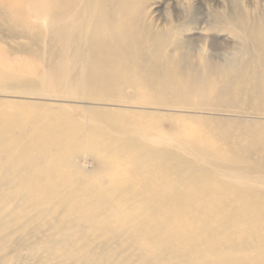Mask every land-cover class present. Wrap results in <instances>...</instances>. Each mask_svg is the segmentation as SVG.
Masks as SVG:
<instances>
[{"label":"bare ground","instance_id":"1","mask_svg":"<svg viewBox=\"0 0 264 264\" xmlns=\"http://www.w3.org/2000/svg\"><path fill=\"white\" fill-rule=\"evenodd\" d=\"M51 1L57 62L77 69L74 90L116 108L71 106L80 116L74 120L45 107L23 113L21 103L0 100V141L20 138L17 151L4 150L0 162L21 153L15 162L24 166L0 187V204L9 202L2 212L10 206V217L21 213L36 226L44 220L52 237L45 252L55 264H264V5ZM6 2L12 0H0ZM218 29L242 46L223 63L215 51L230 48L217 45ZM203 32L206 41L193 39ZM199 43L209 54L192 62L188 52ZM32 69L0 59V93L43 95L34 87L45 82ZM132 100L140 109L117 108ZM152 107L159 112L146 110ZM25 116L32 121L17 138L9 124ZM81 150L96 151L101 166L113 155L130 157L128 169L155 182L141 189L156 192L120 198L113 191L132 183L118 184L115 176L105 190L75 185L81 170L72 159Z\"/></svg>","mask_w":264,"mask_h":264},{"label":"rangeland","instance_id":"2","mask_svg":"<svg viewBox=\"0 0 264 264\" xmlns=\"http://www.w3.org/2000/svg\"><path fill=\"white\" fill-rule=\"evenodd\" d=\"M239 2L242 5V8L245 10H248V8L251 10V8L254 6L264 5V0H239ZM21 3H27L26 7L23 8ZM51 3H52L51 0H25V2L20 1L18 3L12 0L11 3L6 2L0 4V59H5L6 61H11L15 63H23L25 65H32L33 66L32 70H37V72H35L36 80L45 82V83H41V85L43 86L39 85L36 82L34 87L36 88L37 91L43 92L44 93L43 95H29V94L26 95L25 93L28 92H26V90L23 89L24 95L13 94V93H9V94L0 93V100L4 102L16 101L21 103L20 111L23 113L41 114L39 110H42L43 108L40 107H45L47 108V110H52V111H56V113H59L60 114L59 116L61 118L68 116L69 119H74V120H78L80 116L77 112H73L71 106H77V107L103 106L109 108H116L112 104L102 103V101L99 100L97 101L90 100L91 97L87 96V94L82 90L79 92H76L74 90L71 82H73V78L75 77L73 76V73L77 69L74 67H73L74 69H72V65L69 67L62 68L61 67L62 64L57 62L56 33H54L52 30L53 28L52 21L55 16L53 12L47 11L48 8H51ZM15 4H18L19 6L16 7ZM29 24H32L33 27H30ZM206 36L207 33L203 32L200 36H193V39H197L196 41L198 40L206 41ZM214 39L216 40L217 45L219 44L220 46H223L222 44H225L230 48V49H225V50L221 49L215 51V53H217L216 55L217 63H223V61H225L227 57L240 55V52L242 51V46L240 45L241 43L238 44L239 42L238 39H236L233 35H230L229 33L227 32L225 33L220 29H218L216 31V35ZM200 45H202V47L198 48L196 51L188 52L189 59L192 60V62H197L198 59L201 58L202 55L205 56L206 53L209 54L208 45L202 43ZM199 50H204V53L203 54L197 53ZM34 93L37 94L38 92L35 91ZM95 98H99V97H95ZM128 98L129 101H131L130 99L132 98V96L129 95ZM132 101L134 102L133 103L131 102L126 106L120 105L117 108L130 109L132 111H135V109L137 110L140 109L135 107V100ZM28 103H34L36 105L34 106ZM66 109L69 110L66 111ZM142 110H145V108ZM146 110L159 112L158 109L157 111H155L156 109L154 110L153 107L151 109H146ZM160 112H166V111L161 110ZM176 113L184 114L187 112L178 111ZM189 114H195V112H189ZM31 121H32L31 117L28 118L27 116H25L24 119L16 118L14 122L13 121L10 122L9 126L16 129L15 134H17V138H19L20 132L23 129H25L24 128L26 127L25 125L29 124ZM9 126L8 127L5 126L3 128L4 133L7 131V128H9ZM1 139L3 140L0 141V153H4V150L6 149H7L5 151L6 154H8V152L10 154L11 151L12 152L17 151L18 146H15L16 145L15 143L20 144L19 142L20 138L15 143L13 141H12L13 143L12 142L10 143V141L7 139L6 136H2ZM51 151L54 154L58 150L52 148ZM95 152L96 151H91V150L90 151L81 150L79 153L73 156L72 162L74 163L75 166H77L81 170L80 171L81 173L77 174L78 176L75 174L77 177L74 176L76 177L74 178L73 181L75 185L84 187V185L88 183L86 186H88L89 188L90 186L91 187L93 186L91 188L92 192L94 190L97 191V189L99 191L100 189L102 190L106 186H109L111 183L110 179H112L115 176L116 177L115 182H117V180L119 181V179L117 178L121 177L120 178L121 180L118 182V184L120 182H123V179L129 180L130 183H132L131 188L128 187V189H116L117 191L116 190L113 191L120 198L125 199L127 193L138 194L146 191L156 192V190L152 191V190L141 189L143 184L147 186H151V184H155V182H153V180L147 179L146 178L147 174H144V172L142 173L144 175H137L139 177L138 178L135 175V171L128 169L132 167L130 166L131 165L130 157L122 156L121 159L120 156L113 155L107 161L108 164H102L101 166L99 161H97L96 159ZM20 155L10 156L7 162L6 161L0 162V169H1L0 177L2 176L9 177V178L6 177L5 179L6 181L0 180L1 181L0 187L4 183L7 184L9 182L8 181L9 179L10 180L13 179L15 176H17V174L20 175V173L22 172L24 167L23 164L21 163L17 164V162H15L17 161L16 159L20 157ZM56 158L63 159V156H58ZM10 160H12V162ZM67 160L68 158H66V161ZM6 163H8L7 167H6ZM53 165H54L53 163H45L41 167L48 168ZM60 165L62 164H59L58 162L56 164V169H61L62 166ZM108 169H110V172H108ZM119 170H122V172L118 175L117 171ZM72 172L73 171L71 170L70 173ZM133 176L135 177V179L133 178ZM158 183L160 182L158 181ZM8 203L9 202L0 204V218L1 219L6 218V220H4L5 221L4 223L6 225L0 223V264H39L38 263L39 261L43 264H55L54 261L49 259L51 258V255L45 252L48 248L51 247V239H52L50 234L46 233L47 232L46 222L44 220H42L41 222L38 221V224L41 225L36 226L35 225L36 223L33 224L31 220L28 219L26 223L25 219H23L25 216L21 218V213L15 214L13 217H10V213L14 210L13 207L8 206L7 211L2 212V210L5 209L3 207L7 206ZM130 203L135 204L134 201ZM118 205L122 207L123 203H121L118 200ZM28 207H29L28 205L23 206V208H28ZM33 211L35 214V210ZM27 212H28V218H32L29 209L27 210ZM13 218H17V219L20 218L21 220L19 221L18 224H13L11 223V220ZM34 227L37 229H33ZM126 241L128 242V240ZM126 249L127 246L124 245L120 251L122 250L125 251ZM124 255H125L124 257H129L127 253H124ZM52 258L54 257L52 256ZM129 259L131 260L132 258L129 257Z\"/></svg>","mask_w":264,"mask_h":264}]
</instances>
